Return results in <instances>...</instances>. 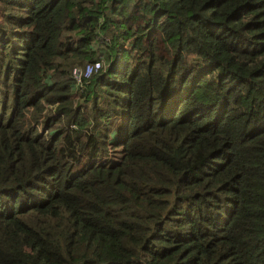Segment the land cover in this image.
<instances>
[{
	"label": "trees",
	"instance_id": "16d2710c",
	"mask_svg": "<svg viewBox=\"0 0 264 264\" xmlns=\"http://www.w3.org/2000/svg\"><path fill=\"white\" fill-rule=\"evenodd\" d=\"M0 6V264H264V0Z\"/></svg>",
	"mask_w": 264,
	"mask_h": 264
},
{
	"label": "built area",
	"instance_id": "2783aa9c",
	"mask_svg": "<svg viewBox=\"0 0 264 264\" xmlns=\"http://www.w3.org/2000/svg\"><path fill=\"white\" fill-rule=\"evenodd\" d=\"M100 67H101V63L95 62V63L86 65L84 69L74 68L73 77L76 81V84L80 85L82 83L83 78L90 77V75L97 72L100 69Z\"/></svg>",
	"mask_w": 264,
	"mask_h": 264
},
{
	"label": "rangeland",
	"instance_id": "374dc122",
	"mask_svg": "<svg viewBox=\"0 0 264 264\" xmlns=\"http://www.w3.org/2000/svg\"><path fill=\"white\" fill-rule=\"evenodd\" d=\"M2 14V9H1V6H0V16ZM2 55V53L0 52V56ZM76 92L77 91H73V95L76 96ZM51 114V108L47 105L46 108L44 109L43 113H42V116H43V119L41 120V124L44 122V119L49 116ZM28 118L31 120V116L29 114H27ZM27 118V120L29 121V119ZM39 124L38 125V128L39 130H42V125ZM114 150H118V148L114 149ZM117 152H114L113 155H115L114 157L116 158L117 157Z\"/></svg>",
	"mask_w": 264,
	"mask_h": 264
}]
</instances>
